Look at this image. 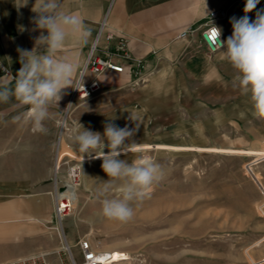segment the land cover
<instances>
[{"label":"rangeland","instance_id":"374dc122","mask_svg":"<svg viewBox=\"0 0 264 264\" xmlns=\"http://www.w3.org/2000/svg\"><path fill=\"white\" fill-rule=\"evenodd\" d=\"M159 75L134 88L99 91L66 110L59 176L68 177L76 164L82 175L70 213L62 221L55 216L62 256L70 264L69 245L80 263L79 241L90 238L113 264H264V155L255 153L264 150V118L253 115L238 88L235 103H220L216 88L202 91L200 79ZM109 122L138 124L126 143L151 145L119 159L131 163L148 154L164 172L142 200L131 202L127 221L102 215V200L119 196L120 182L100 196L109 180L103 161L89 159L73 142L79 123L103 136ZM123 253L130 259L120 261Z\"/></svg>","mask_w":264,"mask_h":264},{"label":"crops","instance_id":"0c3cea01","mask_svg":"<svg viewBox=\"0 0 264 264\" xmlns=\"http://www.w3.org/2000/svg\"><path fill=\"white\" fill-rule=\"evenodd\" d=\"M245 2L62 0L63 9L77 12L91 29L86 45L71 40L62 55L79 60L83 68L105 21L98 53L111 57L123 65L124 70L102 74L100 91L134 88L135 83L146 76L152 78L167 70L177 71L183 78L200 79L202 91L207 89L208 92L210 87H215L220 103H235L238 95L233 87L235 70L223 59V49L212 52L207 48L202 30L210 23L211 12L225 10L226 17L217 24L226 41L233 31L230 19L244 15ZM34 3L35 0H28L27 6H21L22 0H0V76L5 70L13 75L17 73L21 67L17 49L31 50L40 35L33 22ZM257 8H264V0H260ZM248 15L255 19V10ZM189 29L195 31L181 37ZM108 33L113 34V39L106 38ZM78 78L79 72L77 81ZM62 91L65 94L58 106L50 107L51 116L44 121L45 132L32 131L27 117L28 106H18L14 98L6 104L0 103V264L34 254L40 248L48 253V259L54 264H69L62 256L63 245L54 212L56 178H59L56 164L64 139L66 110L74 88ZM16 116L21 119L16 121ZM140 145L151 146H136Z\"/></svg>","mask_w":264,"mask_h":264},{"label":"clouds","instance_id":"9594fccd","mask_svg":"<svg viewBox=\"0 0 264 264\" xmlns=\"http://www.w3.org/2000/svg\"><path fill=\"white\" fill-rule=\"evenodd\" d=\"M259 3L260 0H246L244 15L230 19L233 31L226 41L220 39L222 30L214 25L210 38L215 48L223 49V59L235 70L233 87L249 98L253 115L264 118V8L258 9ZM27 4L28 0H22L21 6ZM31 10L36 14L33 22L40 35L31 50L17 49L21 65L17 73L13 75L5 70L0 76V103L6 104L14 98L18 106H28V121L32 131L37 133L46 131L44 121L51 116L50 107L58 106L65 94L62 90L69 87L80 90L76 77L78 72L80 81L84 77L82 62L62 53L71 40L86 45L91 29L77 12L65 11L62 0H35ZM254 10L255 19H252L248 13ZM14 119L19 121L21 117ZM138 129V124L129 129L109 122L102 136L79 123L73 136L80 153L103 161L101 167L109 180L99 189L100 196H106L115 183L120 182V195L102 200V215L109 219H131L134 215L131 202L142 200L164 175L161 164L148 154L138 156L131 163L119 159L130 150L126 141H130ZM105 147L109 149L107 153Z\"/></svg>","mask_w":264,"mask_h":264},{"label":"built area","instance_id":"2783aa9c","mask_svg":"<svg viewBox=\"0 0 264 264\" xmlns=\"http://www.w3.org/2000/svg\"><path fill=\"white\" fill-rule=\"evenodd\" d=\"M227 12L225 10H219V11H213L210 13L209 21L210 23L202 30V38L204 40L205 45L207 48L215 52L219 50L218 48H215L211 41V32L213 29V25L220 28L217 24L218 20H221L226 17ZM106 23L105 21L101 24L96 41L93 43L89 54L88 59L84 67L81 69L83 71L84 77L82 78V81L79 80V89H74L68 108L76 105L78 106V103L84 100H87L93 96H95L101 89V82H100V76L108 71H117L122 72L124 70V66L113 61L111 57L109 56H103L98 53L99 50V40L101 35L104 32ZM195 29H189L182 33L181 37H187L189 34L193 33ZM106 38L108 40L113 39V34L108 33L106 35ZM220 39L224 41L223 35L221 34ZM123 48V44L120 45V49ZM91 75V78L89 79V76ZM67 108V110H68ZM65 122V121H64ZM64 127V126H63ZM61 155V154H60ZM61 156H59L57 164H56V172L60 173L61 169V162L62 159H60ZM82 175V167L81 164H76L70 167L68 177L62 178L59 176V178H56V190H55V207L54 212L55 216L62 221V219L67 216L72 208V199L73 195L76 194L77 185L79 184V180ZM262 193L264 194V187L261 188ZM79 247L82 253V260L80 263L76 260L74 254L72 251H69L70 255V264H113L114 262H110L112 259L111 254H107L106 256L101 255L97 249L94 248V245L92 243V240L90 238H82L79 241ZM121 257L122 259L120 261L129 260V255H125L123 253ZM103 258V259H102ZM119 262V261H115ZM8 264H54L48 259V253L40 248L37 250L36 253L28 255V256H22L15 258L13 260H10Z\"/></svg>","mask_w":264,"mask_h":264},{"label":"bare ground","instance_id":"6f19581e","mask_svg":"<svg viewBox=\"0 0 264 264\" xmlns=\"http://www.w3.org/2000/svg\"><path fill=\"white\" fill-rule=\"evenodd\" d=\"M64 125H65V122H64ZM148 147H150V146L140 145V146L130 147V150H129V151H131V150H137V149H144V148H148ZM153 147H155V146H153ZM157 147H158V148H164V147H166V146H157ZM157 147H156V148H157ZM255 153H257L258 155H264V150H262V151H255ZM88 158H89V157H88ZM89 159L96 160V159H99V158H95V159H93V158H89ZM87 160H88V159H87ZM76 199H78L77 192H76V194L73 195L72 205L76 203ZM67 249L69 250V247H67ZM98 252L101 254V252H100L99 250H98ZM102 259H103V258H102ZM112 261H113V257H112V259L110 260V262H112Z\"/></svg>","mask_w":264,"mask_h":264}]
</instances>
